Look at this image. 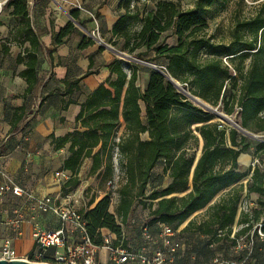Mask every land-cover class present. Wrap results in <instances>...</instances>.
<instances>
[{"label": "trees", "instance_id": "trees-1", "mask_svg": "<svg viewBox=\"0 0 264 264\" xmlns=\"http://www.w3.org/2000/svg\"><path fill=\"white\" fill-rule=\"evenodd\" d=\"M147 1L118 0L117 9L122 13L112 25L110 32L114 38L109 41L137 60L160 66L164 73L131 61L127 63L131 64L128 74L123 61L113 59L107 65L110 72L107 86L99 84L80 104L75 116V121L86 129L52 139L58 145L70 143L69 155L63 162V168L73 175L65 183L69 188L78 185L77 172L85 158L91 159V173L100 169V180L112 178L113 152L117 148V164L124 177L117 189L116 215L121 222L134 199L148 208L142 222L151 226L164 223L174 229L205 208L207 217L199 222L189 219L183 230L192 229L204 236L192 245V252H188L209 259V242L218 239L223 232L226 238L229 236L244 190L240 181L249 170H241L237 159L248 148L247 135L232 126L221 127L213 121L214 113L195 104L173 82H178L191 96L210 106H221L227 114L239 107L238 124L262 137L254 140V155L264 159V2L247 16L235 18L229 38L224 40L207 32L203 14L213 0H197L193 7L185 9L168 0H157L153 8H148ZM138 3L143 7L140 8ZM26 5L27 0H7V6L12 7L11 13L20 19L19 35L29 43L25 48V69L20 72L28 84L25 91L29 92L36 82L38 52L42 46L31 26ZM69 14L85 28L84 21L78 18V9H70ZM94 18H100L98 11ZM90 20L92 18L87 21ZM72 31L79 30L68 22L54 34L53 42L59 44L60 38ZM81 35L79 49L93 43V39ZM171 35H175L176 43L168 45L165 40ZM17 60L22 58L17 57ZM91 66L92 61L81 77L64 80L66 94L79 90L81 78L94 72ZM140 70L148 74L143 89L137 83ZM73 102L75 100L70 98L63 100L62 109ZM23 112V107L14 110L17 120ZM120 117L124 132L117 135L118 141H115ZM14 128L12 125L11 129ZM145 132L148 139L141 140L140 134ZM199 137L202 145L196 158ZM98 144L100 147L93 152ZM157 164L162 165V174L151 172ZM164 174L168 182L161 186ZM262 179L259 169L254 168L245 185L247 195L258 196L257 203L261 208L264 206ZM225 189L217 201L209 204ZM92 202L93 199L81 213L87 232L95 242H101L100 228L120 235L121 226L115 215L108 211L109 196H102L89 208ZM239 223L247 224L241 230L250 226L247 214L241 215ZM44 258L50 259V255L44 252ZM204 263L205 260L200 262L195 258L191 264Z\"/></svg>", "mask_w": 264, "mask_h": 264}, {"label": "crops", "instance_id": "crops-1", "mask_svg": "<svg viewBox=\"0 0 264 264\" xmlns=\"http://www.w3.org/2000/svg\"><path fill=\"white\" fill-rule=\"evenodd\" d=\"M84 2H89L92 7L88 14L84 12ZM117 3L118 0H27L28 17L38 35L42 50L38 52L36 82L31 91L26 92L28 84L20 72L25 69V48L29 43L17 31L21 25L19 17L11 13L12 7L7 6V0H0V191L6 186H18L30 193L33 199L51 196L56 204L70 203L74 207L81 205L80 211L87 208V203L91 199L93 202L89 208L104 195L100 189L96 190L98 194L88 195V190L92 191L101 177L100 169L94 173L90 172L92 164L90 158L83 159L78 169V185L73 188L65 185L73 176L70 170L63 168V162L69 155L70 143L58 145L52 137L59 138L74 130L86 129L79 121H75L80 104L99 84L107 86L106 79L110 73L108 63L115 58L121 59L116 53L118 51H115L116 46L113 47L109 41L110 38H114L110 32L112 25L122 13V10L117 9ZM73 8L78 9L80 21H84L85 26L89 25L87 29L77 26L75 20L70 18L69 10ZM96 11L100 14L98 20L94 18ZM90 18L92 20L87 21ZM68 22L74 24L79 31H72L60 38L59 44H55L54 34ZM82 29L101 35L104 43L99 45L93 40L91 45L79 49L81 33L84 34ZM165 42L168 45L175 44V35L167 37ZM17 57H21L22 60L18 61ZM125 59L126 63L131 62L128 61L130 58ZM90 61H92L90 68L94 72L81 78L78 83L79 90L73 91L70 95L66 94L64 80L71 81L81 77L89 68ZM132 61L137 62L133 59ZM127 65H124V69L129 74L131 64ZM147 76L145 71L140 70L137 83L142 89ZM69 98L75 102L62 109L63 100ZM140 106L143 110V105ZM18 107L24 108V115L17 120L14 110ZM12 125L15 127L13 130ZM123 132L124 123L120 117L116 137ZM140 139H148L147 132L141 133ZM199 145L201 148L200 137ZM99 147L100 144L94 147L93 152ZM252 156L254 154L243 152L237 159L239 167L246 166L249 169L248 175L240 181L244 187L242 195L245 194L246 198L252 194L247 195L245 189L253 171L249 167ZM84 165L87 166V173L81 176ZM155 166L151 170L153 174ZM56 172L61 176H56ZM122 178L124 181L123 175ZM167 182H162L161 186ZM190 188L189 185L188 190ZM225 191L226 189L219 192L209 204L217 201ZM115 193L117 191L113 192V195ZM117 203V196H109L108 211L115 215L116 219ZM14 220H19L18 228L10 223ZM60 225L61 221L56 214L39 211L31 201L28 202L24 197L13 194L11 190H5L0 194V246L5 239H9L17 254L23 256L38 246L32 236L34 230L55 229ZM17 229L20 233H17ZM68 240L72 239L69 237ZM53 250L54 248H46L45 253L51 255Z\"/></svg>", "mask_w": 264, "mask_h": 264}, {"label": "built area", "instance_id": "built-area-1", "mask_svg": "<svg viewBox=\"0 0 264 264\" xmlns=\"http://www.w3.org/2000/svg\"><path fill=\"white\" fill-rule=\"evenodd\" d=\"M239 109V107H236L237 113ZM114 140L118 141V138L115 137ZM116 165L117 148L115 147L113 152V172L115 171V173H113V184L111 185L113 188L117 180ZM249 167L251 171L254 168L259 169L262 174V186L264 188V159L257 155L252 156ZM55 175L61 176L59 172H56ZM5 190H11L13 194L24 197L28 202L31 201L32 205L39 211H50L56 214L61 221V225L55 229L34 230L32 236L38 246L23 256L17 254L9 239H5L0 246V259L20 258L50 264H107V261L108 264H191L178 262L180 254L186 251L185 242L177 236L180 227L174 229L164 223L151 226L146 222H141L138 227L137 246L134 249L125 244L126 239L122 232L120 235L113 232L104 233L107 228H100L101 242L97 243L93 236L87 232L82 213L75 209L72 204H56L55 199L51 196L33 199L30 193L18 186H6L0 191V194ZM249 205L250 203L246 200L245 194L241 195L237 203V213L248 215ZM10 223L15 225L16 228L19 227V220ZM263 226V219L255 224L256 232L261 239H264ZM17 233H20V230L17 229ZM69 237L71 239L74 237V239L69 241ZM156 238H158V241ZM237 239V237H234L232 249L235 255L241 254V256L232 259L213 254L207 264H253L250 262L251 248H249L253 243L252 239L249 245H242ZM213 244V241H210L208 246L212 248ZM46 248H54L50 259L47 260L44 258ZM102 250L105 251V260L101 259ZM192 258L194 260V255H192Z\"/></svg>", "mask_w": 264, "mask_h": 264}, {"label": "rangeland", "instance_id": "rangeland-1", "mask_svg": "<svg viewBox=\"0 0 264 264\" xmlns=\"http://www.w3.org/2000/svg\"><path fill=\"white\" fill-rule=\"evenodd\" d=\"M155 1H157V0H148L146 2L147 7L153 8ZM168 1H173L175 3H178L182 9H185V8L193 7L197 0H168ZM262 2H264V0H213V2L209 6H207L206 12L203 14L204 18L206 20V23H207V32L213 33L217 37H223L224 40H227L229 38L230 29L234 23L235 18H242V17L247 16L251 12V10H253L254 7H257ZM83 5H84L83 9H84L85 13L88 14L89 12L92 11L91 10L92 7L89 5V2H84ZM138 6L140 8L143 7L142 3H139ZM88 26L89 25L86 24V26H85L86 28H84V29H87ZM84 29H82L83 30L82 32H84V34L86 36H88L91 39H93L94 41H96L99 45H102L104 43V42H102V40L100 38L101 35H98L96 32H94V33L85 32ZM98 41H101V42L99 43ZM114 48H115V51H118V52L121 51L117 48V45ZM121 52L124 53L127 56V58H130V60H128V61H132V58H134L130 54H128L124 51H121ZM134 59H136V58H134ZM121 60L123 61L124 65L125 64L127 65V63H126L127 60L125 58H121ZM138 64H141V63H138ZM127 66H129V64ZM125 68L127 69V67H125ZM159 68L161 69L160 66H159ZM175 83H177L178 87L181 90H183L184 92H187V89L185 87H182L178 82H175ZM207 105H209V104H207ZM210 107L212 109H215L220 114L225 115L227 118L231 119L233 122L238 123V118H237L238 113L236 112V107H235L234 111L230 114L225 113V111H223L221 106L220 107L210 106ZM214 116L215 117H214L213 121H217L221 127H225V128L231 127V125L227 121H225L224 119H222L218 115L214 114ZM256 136L259 139L262 138V137H259L258 135H256ZM254 140H256V139H254L250 136H247L245 143L248 146V148L245 152L251 153V154L256 153V151L254 150V148H255ZM199 154H200V145H198V147L195 149V156L197 157ZM161 167H162L161 164H157L154 168V171L157 174H162ZM116 168H117V180L115 182L114 188L111 187V185L113 184L112 178H110L108 181H104V180L99 179L98 184H96V186L92 188V191L88 190V195L89 194H98L96 192V190L100 189L101 194L108 195L111 197L117 196V199H118V193H115L113 195V192L117 191L118 187L122 183V181H123V178H122L123 174L122 173L123 172L119 168L118 164L116 165ZM240 169L241 170H249L246 166H240ZM86 173H87V166L84 165L81 176H83V174L86 175ZM114 173H115V171H114ZM167 178L168 177L164 174L163 178H162V182L163 183L167 182ZM146 191H148V188L146 189ZM180 194H182V193H177L176 195H180ZM88 195H86V196L88 197ZM262 198L264 199V196ZM246 200L250 203L249 208H248L249 214L247 215V217L249 218L248 224L250 226L248 228H246L245 230H241L243 227L246 226V224L245 223H239V220H240V217L242 214L236 213L235 220L231 225V232H230L229 236L226 238L224 236V232L221 233V236L218 239H215L213 241L214 244L210 250V255L212 256L213 254H215V255L218 254L222 257H228V258H232V259L238 258V256H241V254L240 255L234 254V251L232 249V243L233 242L231 240H234V237H237L238 238L237 240L240 242V244H242V245L248 244L249 245L250 240L252 239L253 243H252V245L249 246V248H251L250 262L253 264H264V239H261L260 236H258V234L256 232V228H255V224L257 221H259L260 219H263V221H264V206L261 208L260 205L257 203L258 196L256 194H253V193L250 194L246 198ZM80 207H81V205H79L78 207H75V209L80 211ZM260 209H261V212H260ZM257 211L259 212V214L256 213ZM147 213H148V208L146 206H143L140 202H138L137 199H134L132 206H131L126 218L124 219V221L121 222L120 219H116V222L118 224H120L121 232L123 233V235L126 239L125 244L128 245L129 247L133 248V249L137 246L139 224L142 221H144L145 217L147 216ZM237 214H238V216H237ZM255 216L258 217L257 220H256ZM206 217H207V215L205 213V208H204V209H201L200 211H197L193 215H191L186 221H184L180 225V229H179V232L177 233V236L181 241L185 242L186 251H184L182 254H180V256L178 258V262L192 263L193 258H192V253H191L192 252L191 247H192V245L197 243L200 239L204 238V236H199L192 229L183 230L187 221L190 218L191 219L193 218L196 222H199L200 220H202ZM106 232L111 233V231L109 229L104 230V233H106ZM72 239H74V237ZM156 240L158 241V238H156ZM188 251H191V252H188ZM254 253H255V255H254ZM198 256L199 257H196V254H195L194 259L197 258L200 262H203L205 260L204 264L208 263L209 259H206V258L203 259V255H200V254H198ZM104 258H105V251L102 250L101 251V259L105 260L106 258L105 259ZM107 264H108V261H107Z\"/></svg>", "mask_w": 264, "mask_h": 264}, {"label": "water", "instance_id": "water-1", "mask_svg": "<svg viewBox=\"0 0 264 264\" xmlns=\"http://www.w3.org/2000/svg\"><path fill=\"white\" fill-rule=\"evenodd\" d=\"M71 18V17H70ZM72 19V18H71ZM74 23L81 27L77 22L74 21ZM121 58H127V56L124 54V53H120V52H116ZM134 61H137L139 63H142V64H146V65H149L153 68H156L157 70H159L160 72L164 73V71L162 69H160L159 67L153 65V64H150V63H147V62H144V61H141V60H137V59H134L132 58ZM172 82L173 80L170 79ZM175 84V86L178 87L177 83L173 82ZM179 88V87H178ZM180 89V88H179ZM181 90V89H180ZM182 92H184L183 90H181ZM191 100H193L197 105L203 107L204 109L206 110H209L210 112L218 115L219 117H221L222 119H224L225 121H227L232 127H235L237 128L239 131H241L244 135H247V136H250L254 139H259L256 135L244 130L243 128H241L239 126L238 123L236 122H233L231 119L227 118L225 115H222L220 114L219 112H217L215 109H212L209 105H207L205 102L201 101L199 98L195 97V96H191L188 92H184ZM0 264H50V263H47V262H39V261H28V260H24V259H20V258H15V259H10V260H6V259H0Z\"/></svg>", "mask_w": 264, "mask_h": 264}]
</instances>
